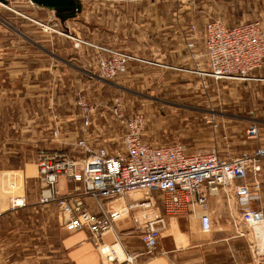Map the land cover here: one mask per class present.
<instances>
[{
  "label": "built area",
  "instance_id": "2783aa9c",
  "mask_svg": "<svg viewBox=\"0 0 264 264\" xmlns=\"http://www.w3.org/2000/svg\"><path fill=\"white\" fill-rule=\"evenodd\" d=\"M54 14L51 23L39 22L44 31H58L60 18ZM63 34L74 40L76 48L84 44L106 52L91 63L92 69L88 71L101 80L112 81L126 75L130 61L138 58L98 46L67 31ZM186 40L187 57L197 60L199 54L193 35H187ZM204 57L207 68L198 69V73L206 86V77L245 79L252 71L264 67V15L235 25H227L219 18L208 22L204 29ZM76 104L81 121L77 136L63 140L57 124L52 127L51 137L61 145L52 150L42 149L37 156L41 183L39 203L57 206L66 232H87L102 264H138L144 254H154L165 227V216L186 217L199 211L201 230L210 233L214 223L208 208L211 199L220 195L228 203L234 202L240 211L234 223L236 236L249 237L255 260L264 259V210L250 207L256 198L252 190L258 192L261 188L258 176L264 164L263 146L225 156L217 149L188 153L187 146L181 142L150 144L144 139L146 113L140 110L128 117L122 96L114 99L110 116L123 126L118 140L113 135L107 136L110 125L97 123L98 117L107 116L88 94L79 92ZM211 122L218 127L214 117ZM250 132L256 134L257 126L253 125ZM62 179L77 188L61 193L58 186ZM11 188L15 191L16 184L12 183ZM139 191L148 192V197L136 200ZM87 198L98 203V212L85 203ZM25 202L23 197L12 198L11 206L23 208ZM126 217L142 226L140 238L144 254L124 252L117 242L104 241L116 223Z\"/></svg>",
  "mask_w": 264,
  "mask_h": 264
},
{
  "label": "crops",
  "instance_id": "0c3cea01",
  "mask_svg": "<svg viewBox=\"0 0 264 264\" xmlns=\"http://www.w3.org/2000/svg\"><path fill=\"white\" fill-rule=\"evenodd\" d=\"M236 1H240L239 6H243L241 2L244 1L246 6L249 3L253 4V7L258 2V0H97L95 2L97 8L106 7L108 11L98 17L95 30L89 38L94 44L113 48L112 38L121 29L123 39L138 41L145 48L147 46L152 48V51L148 50V52H133L140 57L136 59L138 60L136 62H141L138 65L147 64L142 58L147 59L149 54H155L159 65L163 63L170 68L186 65V69H192L195 63L205 65V57L204 61L187 57L188 50L184 40L188 33L184 31H188L191 25L203 23V20L189 13L181 15L179 9L173 12L168 10L167 14L164 13V8H206L210 13L213 7L236 6L237 3H234ZM120 8L121 11H116ZM118 13L120 16H117ZM216 18L227 25L247 21L241 20L228 24L223 18ZM13 34L22 40V43L12 42L0 49V123H5L0 127L2 128L0 129V152L18 153L23 145L32 151L33 149L58 148L61 142L51 137L53 126L60 125L62 138L65 141L73 140L79 133L81 121L77 117L78 111L76 112L75 109L77 107H73V89L77 94L90 81H94L95 84L99 83L98 80L107 82L92 76L90 80L83 77L86 70L84 68L91 67V63L98 58L103 49L95 46L73 49L75 55L65 59L60 58L58 54L52 55V44L47 35H43L46 38H38L39 35L28 32ZM174 40L183 41L181 44H173ZM201 56L203 57V54ZM53 59L57 62L63 61L64 65L59 67L58 64L52 63ZM53 73L55 75L58 73V77L56 75L57 78H52ZM250 76L249 83L241 86V93L239 95V91L238 93L236 91V96L242 99L244 95L242 87L250 95L251 115L239 117L244 121H252L251 127L255 125L258 128V132L252 136L254 141L251 142L249 148L251 150L259 146L264 147V67L252 71ZM54 106L63 114L61 116L56 113L57 121L53 119ZM20 168L21 170L16 171L17 174L13 176L14 182L20 181L26 187L29 182L37 181L41 187L35 157L26 161ZM258 178L261 188L258 192L252 190L256 198L250 207L264 210V164ZM12 183L9 182L11 192H8L10 196L7 210H20L22 208H12L11 199L23 197L27 204V194L24 190L21 194L12 190ZM75 186L77 185L62 179L58 189L61 193L67 194L74 190ZM85 203L94 212L99 211L95 200L87 198ZM235 207V203H228L224 195L211 199L208 213L214 224L212 231L208 234L201 230L199 211L186 217L165 216V227L161 232L159 247L151 255L144 254L140 238L142 226L131 217L117 222L112 231L104 237V241L107 244L117 242L124 252H142L144 255L139 259L138 264H264V259L255 260L250 248V238L236 236L234 223L238 221L240 211ZM63 247L70 264H102L101 257L87 232L69 233L64 237Z\"/></svg>",
  "mask_w": 264,
  "mask_h": 264
},
{
  "label": "rangeland",
  "instance_id": "374dc122",
  "mask_svg": "<svg viewBox=\"0 0 264 264\" xmlns=\"http://www.w3.org/2000/svg\"><path fill=\"white\" fill-rule=\"evenodd\" d=\"M7 1L8 3L0 1V49L12 42L22 43V40L13 33L28 32L32 35H39L38 38H46L43 35L49 36L52 55L58 54L60 58L65 59H70L75 55L74 50L79 48H76L74 40L64 35L63 32L67 31L70 35L92 42L89 36H92L95 30L98 17L108 11L106 7L98 9L95 3L97 0H77L78 12L65 20L60 19L57 32H46L39 22L51 23L50 20L55 15L53 10L31 5L28 0ZM234 3L237 5H230L228 8L213 7L210 13L206 8L181 7L164 8V13L168 10L173 12L179 9L181 15L189 13L203 20L201 24L191 25L190 29L184 33L193 35L196 52L199 54L198 59L204 61V29L207 25L205 22L221 17L228 24H232L241 20H252L264 14L263 0H258L254 7L249 3L246 6L244 1L241 2L243 6H239L240 1ZM121 10L120 8L116 11ZM117 16H120V13ZM120 33L121 29L112 38L113 48L93 42L98 46L123 51L135 57L138 56L133 52L152 51V48L150 49L149 46L145 48L138 41L123 39V33ZM182 41L172 42L181 44ZM184 42L186 43L187 40ZM81 47L90 48L91 46L82 44ZM105 53L102 51L100 55ZM142 60H145L147 64L138 65L141 62H136L138 61L136 59L131 60L128 73L112 81L104 83L93 77L99 83L95 84L94 81H90L80 91L88 94L92 102L98 105V109L107 116V118L98 117L97 120L98 124L106 123L111 126V132L107 136L113 135L116 139H120L123 126L119 121L112 120L110 116L114 99L122 96L126 104L125 114L128 117L140 110L146 113L147 125L144 139L150 144L181 142L187 146L188 153L217 149L225 156H234L250 150L251 142L254 141L253 134L250 132L252 121H244L239 117L240 115H251L250 95L242 87L244 95L240 99L236 96V91L237 93L239 91L240 95L241 86L249 83L251 76L245 79L225 77L220 80L206 77L208 81L206 86L202 83V76L198 73V69L207 68L203 63L201 65L195 63L192 69H186V65H178L175 68H170L169 65L163 63L159 65L155 54H149L147 59L142 58ZM51 61L59 67L64 65L61 60ZM133 67L134 70H132ZM91 69L92 66L84 68L83 77L85 79H92L88 72ZM56 75L58 77V73ZM56 75L53 73L52 78ZM72 92L75 108L78 93H74V89ZM75 109L77 112L78 108ZM53 110L55 114L63 115L56 106ZM213 117L218 127L211 122ZM3 124L5 123L1 122L0 127ZM39 152L40 150L37 149L28 150L26 145L20 147L18 153L0 152V264H70L63 247L64 237L69 233L65 231L60 221L57 206L40 205L41 187L37 181H31L25 187L20 181L17 183L13 179V176L17 174L16 171H20V167H23L26 161L33 157L37 161ZM9 182L17 183L15 190L17 193L21 194L24 190L27 194V204L20 210H7L10 196ZM76 188L77 186L74 190ZM151 194L156 199L159 198L157 193L151 192ZM146 197H148V192L139 191L136 200H144ZM235 208L238 209L237 206Z\"/></svg>",
  "mask_w": 264,
  "mask_h": 264
},
{
  "label": "water",
  "instance_id": "95a60500",
  "mask_svg": "<svg viewBox=\"0 0 264 264\" xmlns=\"http://www.w3.org/2000/svg\"><path fill=\"white\" fill-rule=\"evenodd\" d=\"M7 3V0H0ZM35 5L53 10L56 15L65 20L77 12V0H31ZM79 10V8H78Z\"/></svg>",
  "mask_w": 264,
  "mask_h": 264
},
{
  "label": "bare ground",
  "instance_id": "6f19581e",
  "mask_svg": "<svg viewBox=\"0 0 264 264\" xmlns=\"http://www.w3.org/2000/svg\"><path fill=\"white\" fill-rule=\"evenodd\" d=\"M76 8H77V12H78V7L76 6Z\"/></svg>",
  "mask_w": 264,
  "mask_h": 264
}]
</instances>
